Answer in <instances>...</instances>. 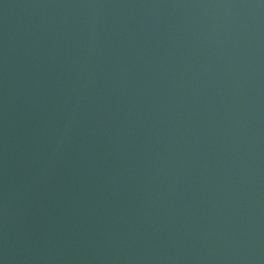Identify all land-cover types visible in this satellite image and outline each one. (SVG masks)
<instances>
[{
  "label": "water",
  "instance_id": "95a60500",
  "mask_svg": "<svg viewBox=\"0 0 264 264\" xmlns=\"http://www.w3.org/2000/svg\"><path fill=\"white\" fill-rule=\"evenodd\" d=\"M0 264H264V0H0Z\"/></svg>",
  "mask_w": 264,
  "mask_h": 264
}]
</instances>
